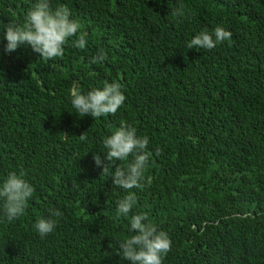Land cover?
Segmentation results:
<instances>
[{"label":"trees","instance_id":"obj_1","mask_svg":"<svg viewBox=\"0 0 264 264\" xmlns=\"http://www.w3.org/2000/svg\"><path fill=\"white\" fill-rule=\"evenodd\" d=\"M35 2L0 0V183L23 169L36 189L11 222L0 204V264H131L119 243L137 212L170 235L163 264H264V0H50L87 33L52 60L6 51L5 26ZM216 26L231 39L186 47ZM101 48L107 60L91 63ZM104 81L122 84L124 105L80 117L73 83L86 93ZM122 122L150 138L151 183L131 190L129 217L116 211L127 193L93 160ZM52 209L63 215L41 238L34 224Z\"/></svg>","mask_w":264,"mask_h":264},{"label":"clouds","instance_id":"obj_2","mask_svg":"<svg viewBox=\"0 0 264 264\" xmlns=\"http://www.w3.org/2000/svg\"><path fill=\"white\" fill-rule=\"evenodd\" d=\"M170 14L176 18L184 17V5L180 4L172 9ZM81 28V22L72 18V12L67 5L53 8L50 0H36L27 12L24 24L10 22L5 26L6 51L10 53L21 45H28L44 60L62 57L68 40L78 33L74 46L80 49L86 47L87 33L81 32ZM231 37L232 33L222 26H216L212 31L205 28L187 42L186 47L212 50ZM107 58V52L101 48L92 57L91 63H102ZM122 88L119 82L104 81L102 88H94L84 93L73 83L70 90L71 103L80 117L91 115L97 119L109 114L115 115L126 101ZM84 134L80 135L82 140L85 139ZM149 143L148 136L138 135L134 126L122 122L119 128L104 138L105 156L102 158L99 152L93 156L96 166L102 167L101 175L109 174L114 186L127 193L116 201L118 216L129 217L137 204V197L131 190L151 183V177H145L150 159ZM130 156L132 159L129 161ZM116 160L129 162L125 167L117 166L113 172L112 165ZM35 191L25 170L10 171L7 174L0 183V204L9 222L24 214ZM62 215L59 209H52L48 218H41L34 224L41 238L55 230L58 218ZM128 231L133 234L119 243V255L123 260L130 261L131 264H163L164 258L171 251L172 240L166 231L158 229L151 222L147 212L131 215Z\"/></svg>","mask_w":264,"mask_h":264}]
</instances>
